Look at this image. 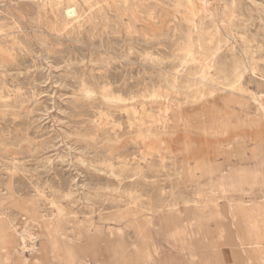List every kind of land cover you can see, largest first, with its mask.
Instances as JSON below:
<instances>
[{
	"label": "rangeland",
	"instance_id": "obj_1",
	"mask_svg": "<svg viewBox=\"0 0 264 264\" xmlns=\"http://www.w3.org/2000/svg\"><path fill=\"white\" fill-rule=\"evenodd\" d=\"M85 1L0 0V264H264V0Z\"/></svg>",
	"mask_w": 264,
	"mask_h": 264
},
{
	"label": "bare ground",
	"instance_id": "obj_2",
	"mask_svg": "<svg viewBox=\"0 0 264 264\" xmlns=\"http://www.w3.org/2000/svg\"><path fill=\"white\" fill-rule=\"evenodd\" d=\"M23 1H29V0H23ZM61 1L62 0H58V2L59 3H61ZM67 2H73V1H75V0H66ZM85 1V0H84ZM85 2H87V1H85ZM189 2V1H188ZM76 2H74V4H75ZM62 4V3H61ZM65 4V3H64ZM69 4H71V3H69ZM73 4V3H72ZM73 4V5H74ZM86 4H88V3H86ZM128 4V3H127ZM124 5V4H123ZM53 6V5H52ZM64 6V5H63ZM231 6V5H230ZM77 7H78V5H77ZM78 10V9H77ZM186 10V9H185ZM66 14L67 15H69V17H70V15L71 14H75L76 15V18H78L77 17V14H76V9L73 7V6H69V7H67L66 8ZM63 14V13H62ZM79 15V14H78ZM72 16V15H71ZM80 18V17H79ZM78 18V19H79ZM73 19V18H72ZM65 20H66V17H65ZM64 20V21H65ZM66 22V21H65ZM195 29V28H194ZM199 44V43H198ZM201 44V43H200ZM183 47V46H182ZM184 48V47H183ZM182 48V49H183ZM219 48V47H218ZM161 51V50H160ZM213 60V59H212ZM220 60V59H219ZM217 68V67H216ZM228 68V67H227ZM217 70V69H216ZM259 120V119H258ZM259 123V122H258ZM260 124V123H259ZM222 132H225L224 131V127L222 128V130H221V133ZM263 164H264V160H263ZM227 174H228V172H227ZM239 176H240V179H241V182L243 183V184H250L251 183V180H252V178H253V176H254V174H253V172H249V171H246V170H244V169H241V170H239ZM144 185V184H143ZM235 185H236V181L231 177V174L230 175H228L227 176V178H226V190L228 191V192H232L233 190H234V188H235ZM218 188V187H217ZM231 203V202H230ZM27 219V218H26ZM39 219V218H38ZM253 219V218H252ZM247 220V219H246ZM245 219H244V223L246 224V229H247V231H248V233L251 235V236H254V235H256L257 233H258V223H257V219H254V220H250L251 222L253 221V224L252 225H250L251 223H247V221H246ZM49 222V221H48ZM47 224V223H46ZM54 224V223H53ZM8 225V224H7ZM11 226V225H10ZM13 228V227H12ZM25 228V227H24ZM47 229H48V227H47ZM19 232V231H18ZM25 232V231H24ZM49 233V232H48ZM50 234V233H49ZM14 235V234H13ZM18 235V234H17ZM29 235V234H28ZM50 237H51V235H50ZM59 237V236H58ZM262 237H264V236H262ZM40 239V238H39ZM20 241H21V239H20ZM49 241V240H48ZM54 242H56V241H54ZM22 245V244H21ZM17 247V246H16ZM26 247V244H24L22 247H21V250H23L24 248ZM86 247H87V245H86ZM13 249V248H12ZM7 251V250H6ZM11 251V250H10ZM59 251V252H58ZM5 252V251H4ZM51 252H52V256H51V259H53V260H59L60 261V259H65V260H67V259H70V260H79L80 262L84 259V258H86V257H88V256H90L91 255V253L93 252V250H92V246L91 247H88V248H86V250H84L82 253H80V254H77V253H75L74 252V250H71V249H69L68 247H66L65 249H60L59 248V246H58V244H54V246L52 247V249H51ZM9 257V256H8ZM6 258V257H5ZM6 261V260H5ZM58 261V262H59ZM61 263V262H60ZM51 264H53V262L51 261Z\"/></svg>",
	"mask_w": 264,
	"mask_h": 264
},
{
	"label": "crops",
	"instance_id": "obj_3",
	"mask_svg": "<svg viewBox=\"0 0 264 264\" xmlns=\"http://www.w3.org/2000/svg\"><path fill=\"white\" fill-rule=\"evenodd\" d=\"M50 259H51V257H50ZM17 264H25L19 257L17 258ZM50 263H51V261H50Z\"/></svg>",
	"mask_w": 264,
	"mask_h": 264
}]
</instances>
